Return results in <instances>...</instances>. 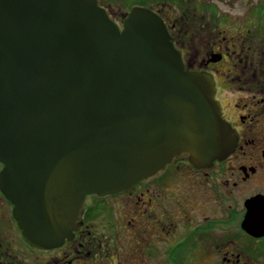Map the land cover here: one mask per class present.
<instances>
[{
    "label": "water",
    "instance_id": "obj_1",
    "mask_svg": "<svg viewBox=\"0 0 264 264\" xmlns=\"http://www.w3.org/2000/svg\"><path fill=\"white\" fill-rule=\"evenodd\" d=\"M214 96L148 9L120 32L96 0H0V185L25 240L61 246L87 195L128 191L182 153L224 160L238 136ZM248 221L264 233L263 214Z\"/></svg>",
    "mask_w": 264,
    "mask_h": 264
},
{
    "label": "flooded vegetation",
    "instance_id": "obj_2",
    "mask_svg": "<svg viewBox=\"0 0 264 264\" xmlns=\"http://www.w3.org/2000/svg\"><path fill=\"white\" fill-rule=\"evenodd\" d=\"M96 2L120 31L135 7L163 20L185 69L212 76L222 118L238 136L236 147L207 167H196L181 154L129 191L86 196L72 239L51 249L25 240L0 185V264H264V233L248 221L252 212L264 215L259 0L235 18L223 9L233 0ZM192 50L206 54L196 58ZM3 168L0 163V175Z\"/></svg>",
    "mask_w": 264,
    "mask_h": 264
},
{
    "label": "rangeland",
    "instance_id": "obj_3",
    "mask_svg": "<svg viewBox=\"0 0 264 264\" xmlns=\"http://www.w3.org/2000/svg\"><path fill=\"white\" fill-rule=\"evenodd\" d=\"M255 1H248L246 2V0H233V2H230L229 4V7L227 8H223L225 9L226 11L229 12L228 16L230 17H236V16H241L245 11H248L250 6L252 4H255ZM259 3L261 5V9L264 8V0H259ZM217 6H219L220 4H216ZM189 53L196 57V58H202L205 54H206V51H196V50H192V51H189ZM221 93H222V97H224V95H226V90L223 86H221ZM229 102L232 103V100H230Z\"/></svg>",
    "mask_w": 264,
    "mask_h": 264
}]
</instances>
